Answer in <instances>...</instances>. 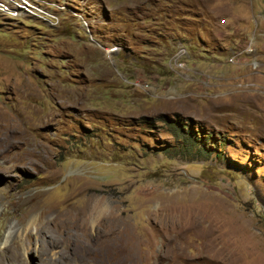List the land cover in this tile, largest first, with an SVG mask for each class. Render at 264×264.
<instances>
[{"label":"rangeland","instance_id":"obj_1","mask_svg":"<svg viewBox=\"0 0 264 264\" xmlns=\"http://www.w3.org/2000/svg\"><path fill=\"white\" fill-rule=\"evenodd\" d=\"M38 1L0 12V225L52 244L21 264H264V0Z\"/></svg>","mask_w":264,"mask_h":264},{"label":"bare ground","instance_id":"obj_2","mask_svg":"<svg viewBox=\"0 0 264 264\" xmlns=\"http://www.w3.org/2000/svg\"><path fill=\"white\" fill-rule=\"evenodd\" d=\"M39 6L40 7L43 6L42 1L40 2L38 0H5L3 3L0 4V12L7 13V14H8V12H9V14L13 13V12H16V13L20 12L21 14L23 13L27 16L28 15L29 16H36V17L38 16L39 18L44 19V20L45 19H48V20L54 19L55 14L53 12L52 13L44 12L43 10H41L42 8L41 9L39 8ZM0 135H2L1 132H0ZM6 140H8L7 137L3 136V141H6ZM106 210H107V208L104 204L103 198L92 197L90 202L88 200L87 204L81 210H79L78 213H75V214H73V216L69 217V221L71 223H73V222L77 223V221H78L82 225L85 220L89 221L90 217H99L102 213L104 214L106 212ZM165 210H167V209H165ZM165 210H164V212H165ZM46 211H47V209H46ZM48 211H50L49 208H48ZM121 213L118 210L114 209V210H111L110 214L104 215V218H105L104 224L106 225V226H104L105 231H106L105 236H107V237L110 236V238H109L110 242H108V245H107L110 249L114 250L115 252L128 253L127 251L129 250L128 247L130 246V244H129V240H128L127 236L130 234H128V235L125 234L126 232H125V228H124L125 225L124 224H126V220H125V218L122 217ZM167 213H168V211H167ZM171 214H172V211H171ZM60 218H62V217H60ZM66 223H67V220H66ZM45 224H47V223L44 221L43 217L39 218V219L34 218L31 223H27L25 221V219H23L22 224H21L22 228H21V231H19V229H15V227L12 226V224L9 222L5 221L4 223H2L0 225V264H5L4 260L7 259V257H10V262H11L10 264H21V260H20L21 256L18 254L17 251L19 250V248H21V247L24 248V246H25V243H23L21 240V238L23 237L22 236L23 233H24L25 237H27V239H28V237L30 239L31 234L29 233V229H30L29 227L31 225L35 226V228L37 229L36 230L37 232H36L35 238L32 237V240H30V241L28 240L30 243H29V247H27V248L30 249L31 248L30 246H32V244L35 243V245L37 244L39 246L37 250H38L40 256H46V253L49 252L48 251L49 247L52 244L50 245V242H48L47 244H45V246L41 245L40 240H41L42 236L45 235V232H46L45 228H44L46 226ZM181 224H183V223H181ZM179 225H180V223H179ZM175 227H173V228L175 229ZM178 227L179 228L178 229L176 228V230L179 233L180 232L185 233L188 229L184 225L183 226L181 225ZM128 228H129V226H128ZM126 231H128V230L126 229ZM49 236H46V237H49ZM169 236H171V235H169ZM176 238H177V236L175 237V239ZM15 239L17 242H15L14 245H7L9 241H12ZM178 239H179V237H178ZM132 241L133 240H131V243H132ZM107 246H105V247L108 248ZM168 250H170V249H168ZM169 252H171V251H169ZM117 263L120 264L119 261Z\"/></svg>","mask_w":264,"mask_h":264},{"label":"clouds","instance_id":"obj_3","mask_svg":"<svg viewBox=\"0 0 264 264\" xmlns=\"http://www.w3.org/2000/svg\"><path fill=\"white\" fill-rule=\"evenodd\" d=\"M10 19V18H9ZM30 19H32V18H30Z\"/></svg>","mask_w":264,"mask_h":264},{"label":"built area","instance_id":"obj_4","mask_svg":"<svg viewBox=\"0 0 264 264\" xmlns=\"http://www.w3.org/2000/svg\"><path fill=\"white\" fill-rule=\"evenodd\" d=\"M55 23V22H54Z\"/></svg>","mask_w":264,"mask_h":264}]
</instances>
